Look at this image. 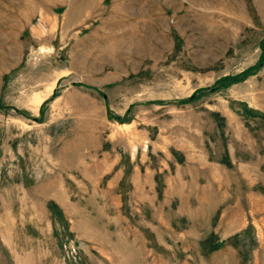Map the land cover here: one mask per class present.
<instances>
[{
	"label": "rangeland",
	"instance_id": "rangeland-1",
	"mask_svg": "<svg viewBox=\"0 0 264 264\" xmlns=\"http://www.w3.org/2000/svg\"><path fill=\"white\" fill-rule=\"evenodd\" d=\"M0 264H264V0H0Z\"/></svg>",
	"mask_w": 264,
	"mask_h": 264
}]
</instances>
